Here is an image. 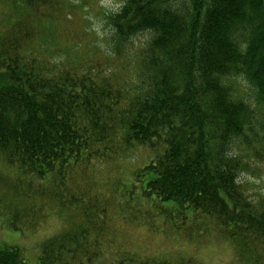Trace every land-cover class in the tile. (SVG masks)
Wrapping results in <instances>:
<instances>
[{
  "label": "trees",
  "instance_id": "trees-1",
  "mask_svg": "<svg viewBox=\"0 0 264 264\" xmlns=\"http://www.w3.org/2000/svg\"><path fill=\"white\" fill-rule=\"evenodd\" d=\"M73 1L0 0L3 223L66 213L38 264H179L114 247L99 175L144 148L120 194L125 218L188 239L213 233L240 263L264 264V192L245 177L264 164V0H123L105 14L98 61L54 44ZM24 255L0 243V264Z\"/></svg>",
  "mask_w": 264,
  "mask_h": 264
},
{
  "label": "rangeland",
  "instance_id": "rangeland-1",
  "mask_svg": "<svg viewBox=\"0 0 264 264\" xmlns=\"http://www.w3.org/2000/svg\"><path fill=\"white\" fill-rule=\"evenodd\" d=\"M122 1L74 0V9L65 10V14H68L69 17H66L64 21H59L53 27L54 32H50L51 35L54 34V44L64 49L75 46L77 48L75 55H71V57L75 58L79 54V56L92 59V61H98V58L107 50L105 45L108 28L105 25V14L119 8ZM1 5L0 2V12H7ZM71 38H73L74 44L71 43ZM70 52L68 49L67 53ZM133 151L122 161L123 166L119 172L107 168L103 169L101 173L99 172L100 179H102L99 182L105 184L104 186L102 183L104 193L107 196L111 194L114 199L113 214L117 218L114 234L115 241L118 243H115V249L121 251L122 247L135 255H165L172 262L182 260L179 264H242L234 259L232 245L228 241L214 236L213 233L192 236L193 238L188 239L174 231L170 234L166 233L167 231L163 232L164 224H162V230L158 227L150 229L153 227L144 221H130L124 217L125 214H128V210L130 212L132 209H126L127 206L123 205L125 202L119 201L120 194L130 187L132 170L135 165L142 163L149 156V152L144 148ZM260 171L259 174L254 175L255 177H252L251 174L245 176L253 182L252 189L258 193L264 192V164ZM97 185H99L98 182ZM98 187L100 188V185ZM131 203L136 206L134 208L142 205L140 198L132 197L128 205ZM49 212L42 223L33 227L21 224L18 230L5 225L7 223L4 224L2 216H0V243L19 245L24 251L27 263L38 264L37 254L43 239L53 233L56 234L70 223L66 213L61 214L52 209H49ZM134 213L140 214L136 209H134ZM76 220H79V217ZM159 220L162 222L161 218Z\"/></svg>",
  "mask_w": 264,
  "mask_h": 264
}]
</instances>
